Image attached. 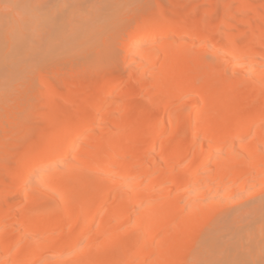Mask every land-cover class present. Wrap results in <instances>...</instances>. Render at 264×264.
<instances>
[{
	"label": "bare ground",
	"instance_id": "6f19581e",
	"mask_svg": "<svg viewBox=\"0 0 264 264\" xmlns=\"http://www.w3.org/2000/svg\"><path fill=\"white\" fill-rule=\"evenodd\" d=\"M41 1L39 0L40 4H32V0H0L1 8H9H7L8 11H4L5 13L1 11L2 9L0 10L1 84H4L1 81V75L5 71L11 70L12 72L23 58L25 61L27 57L32 55L34 57L36 53L38 55L39 51V54H45L56 44L62 49L61 54H65L72 45L80 40L86 30L98 24L97 20L102 23L103 18L99 19L107 10H110V6L119 7L122 3V0H110L109 2L108 0H90L96 1L92 3L89 0H50L47 3L45 0H43L44 3ZM1 4L3 5L1 6ZM124 4L127 2L122 5ZM242 4L244 6L243 2ZM10 8L17 10L11 13L12 16H15L14 18L11 16L13 19L7 18L6 11L9 12ZM243 16L242 13L240 17L243 18ZM253 18L264 23V15L257 11H253ZM253 20L246 19V24L252 30L258 27ZM174 21L171 24L168 22L169 25L167 22L163 24L162 21H159L160 23L157 22L155 25L152 19H146L142 26L143 29H139L138 35L132 37L133 41L130 42L131 40L126 39L128 46H125V42L123 43L126 52L129 51V56L124 58L125 54L122 57L124 60H136L131 66V72L159 59L162 61L160 68L155 69L153 74L151 72L154 88L157 91L155 94L152 93V90L147 93L146 97L151 99V103L147 107L148 110H156L155 112L158 110L160 114L162 111L159 110L160 107H157L160 102L168 105L169 101L183 93H193L188 97L190 98L189 106L186 104L188 107H184V104V106H173L169 111L167 110L171 119L169 118L170 122L168 125L166 124V127L172 130L176 129L169 135L170 138L175 139L176 144L174 146L170 144V139L162 140L163 115L162 118L152 120L147 125L144 124L140 130L133 132H129L130 129L127 130L129 133L126 137H123L121 132L120 134L117 132V134L114 131L111 136L110 134L107 137L104 136L105 138L102 139L104 143L98 142V137L94 134L95 132H92L93 134L86 136L74 156L67 159L70 158V153L77 146L79 140L84 137L85 132L95 125L96 117L92 114L81 115L80 120L78 119L79 122L72 128L69 126L72 121L66 123L61 121L58 115L53 116L55 117L53 119L61 123L59 125L56 122L58 125L57 134L46 138L45 144L41 143V146H38V150L41 151L40 158L36 162L38 165L29 169L22 178L20 177V180L17 176L16 180L18 179L19 183H17L18 180L14 182V179V184H17L15 190H6L8 205L10 202L16 201L15 195L20 193L28 183L32 182V187L37 188L34 195L25 194L28 209L22 211L20 219L17 217L7 222L10 226L8 230L4 224V217L8 215L7 207L10 206L0 210V238L3 243L0 244V264H140L141 260H145L146 262L143 261L145 264H264V30L260 32L261 34L259 33L260 37L258 34L254 35L256 39L253 38L254 36H250L251 38L247 40L248 43L246 41V44L242 45L240 49H236L238 51L234 48H226L223 45L224 37H221L222 55L225 56V59L228 58L229 61H227L230 63L228 71H221L212 63L213 61H209L203 51L199 50L194 53L195 51L192 52L193 47L186 43L160 45L157 42L159 46L149 43L152 39L171 33V30L175 32L174 34L180 33L182 23L179 24L178 21L176 24ZM172 23L176 25H172ZM107 24H104L106 29L109 26ZM193 24L195 23L189 27H194ZM179 27H181L180 30ZM37 32L41 33L39 37L36 35ZM207 32L209 35L212 30L209 31L208 28ZM205 35L207 34L205 33ZM98 37L96 40H99ZM85 38L88 37L85 36ZM252 38L256 42L258 38L259 46L257 48H252L254 47V43L251 42ZM90 42L93 41L90 40ZM36 61L40 60L36 59ZM26 64L28 63L26 62ZM236 72L241 74L238 75ZM105 85L107 84L102 83L100 86L106 91L115 86L113 84L112 86ZM248 93L250 100L245 97V94ZM125 98L128 100V95ZM257 99H260L259 102ZM47 101L49 103V99ZM110 102L112 103V101ZM113 102L112 106L123 108L120 107L121 101ZM164 107L167 108V106ZM110 120L115 121L116 117ZM129 120L126 118L124 124L130 123ZM140 123H144V121ZM253 125L258 126L251 138L250 130ZM166 127L165 129H167ZM202 131H206L207 135L200 138L199 135ZM242 138L244 140L248 138V143L243 142L245 146L237 148ZM2 140L0 143L4 144L6 141ZM158 144H160V149H158L163 155L164 163L149 172L148 161L154 156ZM188 152L193 153V161H190L191 167L186 174H182L183 176L180 177L169 176L167 168L172 164V161L183 160ZM124 156H128V158L119 159ZM239 162H242V167L231 177V174L237 170ZM184 166L186 167V165ZM45 167L53 169L47 173L49 175L44 180L39 178L33 181L38 172ZM252 168L256 169L255 177L247 180L241 178V181L238 182V177L244 171ZM213 169H215L214 176L221 179L220 181L229 182L228 179H232V185H238V188L251 186V189H258V192H261V197L259 195L260 198L254 199V202L251 200L252 203L236 207L223 215L221 224L216 221L218 225L210 229L212 237L210 243L202 248L190 263L188 258L191 233L193 234V231L198 229L202 223L210 221L218 210L219 204L223 203V198L219 195L220 192H223L220 187L222 183L215 187L208 186L206 183L210 182V179L212 180ZM92 170L103 178L110 177L111 172L115 170L110 178L118 181L116 184L105 181L99 184L90 181L84 182L82 177L84 174L93 173ZM199 170L208 172L202 175L208 179L205 180L206 184L197 178ZM14 172H12L13 175H15ZM90 178L85 177L86 180ZM167 179L170 184L166 185L169 187L172 185L185 186L187 202L189 201L191 204L188 205L187 202L182 204V200L185 198L181 200L178 196L169 197V192L167 193L168 190L165 188V196L160 195L161 185ZM2 184L4 183L2 182ZM229 184L226 183V186H232ZM7 186L10 187V185ZM216 186L218 187L217 191L213 189ZM112 190L115 191L113 196H111ZM215 191L219 194L215 195ZM4 193H6L5 190L0 191V195ZM209 194L214 196L208 197ZM199 196L202 198L200 201H198ZM223 196L227 195L223 194ZM111 198V202L106 205V210L100 213L102 206ZM207 198L210 199L207 200ZM93 209L97 211L89 217L87 214ZM65 211H70L69 215L68 212L66 216L63 215ZM18 214L20 215V213ZM245 221L248 222L243 226L242 223ZM14 226H17V236H13L14 239H12L11 235H14V232L11 233V229ZM88 232H93V235L87 236ZM101 235L104 236V239L97 243L96 237ZM227 237H230L231 240L234 238L231 247L228 246L231 244ZM224 238L229 243H224L226 242ZM247 239H250L251 244H247ZM245 246L250 248V251L247 248L242 250L250 252H246L247 255L249 254V256L246 255L249 257L248 259H243L244 257L241 255L243 252L237 253L241 250L239 248ZM127 247L134 249L132 256L130 255L131 257L128 259L129 252L126 253L127 255L125 254L126 256L122 255L128 249ZM225 248H227V252L224 251ZM216 251V256L219 257H216L217 260L214 257ZM112 252L115 253L113 262L111 258V261L109 260V254ZM226 258H229L228 261Z\"/></svg>",
	"mask_w": 264,
	"mask_h": 264
},
{
	"label": "rangeland",
	"instance_id": "374dc122",
	"mask_svg": "<svg viewBox=\"0 0 264 264\" xmlns=\"http://www.w3.org/2000/svg\"><path fill=\"white\" fill-rule=\"evenodd\" d=\"M48 1L50 0H45L46 3ZM96 1H90V3L96 2ZM109 1L110 0H108V2ZM121 2L122 3L120 4V6H123V7L119 6L120 7L119 8L118 6L117 7L110 6V10H107V12L103 14L104 16L102 15V17L99 19V20H102L103 18L102 23L101 21L97 20L98 24L93 25L91 26L92 28L90 27L88 30H86L85 33L81 36L80 40L74 45H72V47L69 48V50L67 49L68 51H66L65 54H61L62 49L60 48V46H57L56 44L55 47L57 49L53 47L51 48L52 50L50 49V51L45 52V54H41V53L39 54L40 52L39 51L38 55L36 53L34 57L32 55L31 57L25 58V61L27 59L26 62L28 64H26L23 58L21 62H19L14 68L15 71L14 70L12 72L11 70L7 72L5 71L3 75H1V79H2L1 81L4 84L0 83V142L2 139H4V141L6 142L4 144L0 143V151H1L0 152V191L5 190L6 193L0 195L1 196L0 197V210L5 209L8 205L10 206V207H7L8 209V215H6L7 217L6 216L4 217V224L7 230L10 228L7 222L17 217L20 219L22 211L24 212L25 210L28 209V203L25 200L26 198L25 194L27 193V194L34 195L36 193L37 188L35 186L32 187L31 185L32 182L28 183L24 187V189L21 190L20 193H17V195H15L16 201H12L8 205L6 203V197L8 196L7 191L15 190L17 184L15 185L14 182H16L18 179L20 180L22 176L25 175L29 171V169L31 170V168H33L37 164L36 162L40 158L39 153L41 152L40 150H38V146L39 145L41 146V143L42 145L45 144L46 138L57 134L56 129H58V125H57L58 121L53 119L55 118L53 116L58 115V118L61 121L66 122V123L67 121H70V122L72 121L71 124L75 122L76 120V122L73 123L72 126L68 122L70 124L68 125L72 128L73 126H76L77 122H79L80 120L79 117H81V115L92 114L96 117L95 125L91 129L89 128L85 132L84 137L79 140L77 146L70 153V156H69L70 158H67V159H71L74 156V154L78 151L80 144L83 143L86 136L88 137V135L93 134L92 132H95L94 134L98 137V142L104 143L102 140L103 138H105L104 136L107 137V135L109 136V134L111 136L112 134L117 133V132L120 134L121 132V135L123 137H126V135H128L129 132H133L135 130L137 131L138 129L140 130L144 124L147 125V123L149 122L151 123L152 120L155 121V119L157 120V118L158 119L162 118L163 115H164V120H163L164 130L162 131L163 133L162 140L164 139V141H166L165 139H170L169 140V142L171 141L170 144H173V146L176 144L175 139L169 137V135L175 132L176 129L172 130L171 128L166 127V124L168 125L171 119L168 116L169 114L168 111L171 108H173V106L174 107L179 106V105L184 106L185 104L184 107H186L187 106L186 104H188V102L190 103L189 101L190 98L188 97L192 96L193 93H183L179 95L178 97H175L174 100L169 101L168 105H164L165 103L160 102L158 104L159 106H157V107H160L159 110L162 111L160 112V114L158 113V110L157 112H155L156 110L150 111L148 110L147 107L149 103H151V99L150 97L149 98L146 97L147 93L152 90V93L155 94L157 91V89L154 88L155 85L151 78V72L153 74L155 72L154 71L155 69L158 70V68H160V65L162 62L161 59H159L160 61L158 60L152 64L141 67L140 69L134 72H131L130 69H131L132 64L136 60L135 61H132V60L129 61L128 59L124 60V58H127V56H129V51L126 52L127 50L124 49L125 46H128L127 45L128 42L126 39H129L128 41L131 40L130 42H132L133 41L132 37L134 38L135 36L138 35L139 29L140 30L143 29L142 26L145 24L146 19L148 18L152 19V22L153 24L155 23V25L159 21L160 22L162 21L163 24L166 22L167 23L170 22L171 24V22H173L174 20H175L174 23L176 22L177 24L179 21V24L182 23L183 25V26L181 25L182 30H180L181 27L178 28L180 30V33L176 32V34H174L175 32L171 30V33L167 35H163L162 36L163 38L159 36L157 39H152V41H149L150 44L159 46V44L161 45L164 43L166 44L170 43L171 45L173 43H174L173 45L175 44L180 45V44L186 43L187 45H190L191 47H193L192 52L195 51L194 53L198 52L199 50H201V52L203 51L204 52L203 54L204 55L206 54L205 56L209 59V61L210 62L213 61L212 63H214V65H216L217 68H220L221 71L227 70L230 64L228 62L229 59L228 58L225 59V56L222 55L223 53H222V48L220 45L221 37H224L223 45L226 48L228 49L234 48V50H236L238 48L240 49L242 45L246 44L245 42L249 38H251L250 36H254V35L256 36L257 34L259 36L261 34L260 32L264 30V23H261L256 18H253L254 20L252 19L253 11L254 12L257 11L259 12V14L264 15V0H211V1L209 0H130V1L122 0ZM126 2L127 4L122 5L123 3H126ZM242 2L244 3V6H242L243 5ZM33 3L40 4L39 0H32V4ZM41 3H44L43 0L41 1ZM2 5L3 4H1V6ZM88 5L90 4L88 3ZM7 8L4 9L0 7V10L2 9L1 10L2 12H4L5 10L8 11L9 8L8 9ZM11 8L9 12L6 11L8 15L7 18L12 16L11 15L12 12L17 11V10L16 11L12 10ZM244 8H248V9L245 10ZM111 10L113 11L111 12ZM117 10L118 12H116ZM242 13L244 14L243 18L240 17ZM116 14H119V15H116ZM12 17L14 18L15 16L13 15ZM249 17L251 18V20H253L254 23H257L258 25V27L255 28L254 30L250 29V27L246 24V19H250ZM104 19H106L107 21H105ZM109 19L112 22V24L109 21ZM174 23H172V25H176ZM192 23H195L193 24L194 27L193 26L189 27ZM99 24L100 25L107 24L109 26H107V29H106V25L102 27ZM96 26L97 27L99 26V27L97 28ZM208 28H209V31L212 30V32H209L210 33L209 35L207 32ZM96 29H98L101 32L97 30L95 33ZM136 31H137V34H135ZM205 33L208 36L205 35ZM40 34H41L40 32H37L36 33L37 37H39ZM85 36L88 38H85ZM89 36L92 38H90ZM97 36H99L98 37L99 40H96ZM255 36L253 38L256 39ZM192 37L195 39H193ZM182 38L183 39L187 38L185 40L186 42ZM89 39L93 42H90ZM255 39L251 41L254 43V44L251 43L254 46L252 48H257L259 46L258 38H257V42L254 41ZM157 42L159 44H157ZM231 42H233L234 44ZM123 43L125 44V46ZM125 54L126 56H124ZM52 56L55 58H49ZM122 56H124V58ZM43 57H45L46 59H42ZM36 59H39L40 61H36ZM29 62H32L33 64H30ZM21 63H24V64H21ZM239 72H236V73L240 75L241 73ZM141 75H142V78H141ZM102 83L110 85V86H112L113 84L115 86H113L114 87L113 89H107L106 91L104 88L100 86L102 85ZM127 95L129 97L127 98L128 100H126L125 98ZM248 95L250 94L249 93L247 95L245 94V97L248 98V100H250ZM50 96H53L54 98ZM242 96H244V94H242ZM154 98H157V97H154ZM48 99H49V103L47 101ZM86 99L88 100L86 101ZM123 99H125L126 101ZM258 100L260 99H257V101ZM110 101H112V103ZM113 101L115 102L121 101V103L119 102L121 104L120 107H123V108L112 106L114 103ZM164 106H167V108ZM114 117H116L117 121L110 120L111 118H114ZM126 118L127 120L130 119L129 120L130 123H128L129 125L124 124V120ZM141 121L142 122L144 121V123H140ZM60 123L61 122L59 121L58 124L60 125ZM63 124L64 126L67 127L65 123ZM257 126L258 125H253V127L251 128L250 130L251 138L254 136L253 134L255 133L256 131L255 129H257ZM165 127L167 129H165ZM129 129L130 131L128 132L127 130ZM206 135H207L206 131H202L199 137L203 138ZM248 138L247 140L246 139L244 140L243 138L242 140L240 139L241 141L238 144L237 148L239 146L240 147L243 145L245 146L243 142L248 143ZM159 145L160 144L157 145L154 156H152V158H150V160L148 161L149 172H151L150 170H153V169L155 170L156 168H158L164 163L163 162L164 159L162 158L163 155L160 153V150H159L160 149ZM192 154L193 153L188 152V155L185 156L183 160L180 159V160L172 161V164L169 166L170 168L169 167L167 168L168 169L167 172L169 176L171 177L179 176L180 177L186 174L189 167H191L190 161H193ZM124 157L123 158L120 157L119 159L125 160L128 158V156H124ZM184 165H186V167ZM241 165H242V162H239L236 168L237 170L231 174V177L234 176V174L237 171H239V169L242 167ZM52 169H49L46 167L44 169H41V171L38 172V174L33 178V181L38 180L39 178L44 180L49 175L47 173L52 171ZM94 170H92L93 173H90V175L84 174L86 178L91 177L90 179H87L88 180L87 181L85 177L83 176L82 179H84L83 180L84 182L90 181L95 184L103 183L104 181L110 182L111 184L117 183L116 181L118 180H113L114 178H110L111 175L114 174L115 170L113 171L111 170L112 171L111 175H109L110 177H107V178L106 177L103 178L97 173H94ZM206 170L205 171L201 170V172L199 170L197 172L198 174L197 178L200 179L202 183L204 181L203 184L207 183L208 186L213 185V187H215V185L219 186V184L222 183L220 186L223 191L222 193L220 192L219 194L218 192H216L218 188L217 186L216 188H213V187L212 188L214 190L216 189L215 195L219 194L222 196L223 203L222 204L220 203L219 204L220 206L218 205L219 208L217 207L218 210L216 211L214 217H212L210 221H207V223L206 222L202 223L200 226H198V229L196 228L193 231V234L191 233L190 241H189V250H190V254L188 258L189 262L190 261L192 262L193 258H195V256L201 251V249L206 247L210 243V240L212 238L210 229L211 227L218 225V223L219 224L222 223L221 220L224 217L223 215L236 209V207L238 208L239 206L252 203V201L254 202L261 193V192H258V189H254V188L251 189V186H248V188L245 187L246 190L245 188H238L237 187L238 185L233 186L232 181H231L232 179L231 180L228 179L229 182L225 181L228 184L230 183L229 185H232V186H229V187L226 186V183L223 182V180L220 181L221 179H217V177L214 176L213 173H215V169L212 170V175H213L212 180L210 179V182L208 181L206 182L205 180H208V179L202 176L204 175L205 172L208 173ZM252 170L254 171L251 172ZM12 172H14L15 175H13ZM255 173H256V169L254 168L244 171L241 174L242 177L241 176L238 177L237 180L239 182L241 181V178H244L242 180H247L248 178L251 179L252 177H255ZM17 176H18V179L16 180ZM19 180L17 183H19ZM168 180L169 179H167L166 182L163 185H161L162 191L160 192V195H162V197L165 196L166 194L165 190H168L167 193L169 192L168 193L169 195L168 194L167 195L169 197L173 198L174 196H178L181 198V200L182 198H185L184 200L186 201L182 200V204L184 203L186 204L188 197L185 193V189H186L185 186L180 185V187L179 186L177 187L176 185H172L169 187V185H166V184H170ZM2 182L6 186L10 185V187L9 186L6 187L4 184H2ZM81 183L84 185L82 181ZM181 186H184V187H181ZM225 187H228V188H225ZM211 191L213 190L211 189ZM254 191H257V192H254ZM111 193H113L111 195L113 196L115 191L112 190ZM212 194H209L208 197L212 196ZM223 194L227 196L224 197ZM201 199H202L201 197L198 198V201H200ZM208 199L210 198H207V200ZM111 200L112 198L110 199V201H107V203L104 206H102L103 208H101L100 213L106 210L105 209L106 205L110 203ZM187 203L188 205L191 204L189 203V201ZM96 211L95 209H93V211L91 210L87 215L91 217L92 215L96 213ZM69 212L70 211H65L63 215L66 216V213L69 215ZM18 213H20V215ZM245 222L242 223L243 226L244 224H247L248 221H245ZM16 227L17 226H14L12 227L13 230L11 229V233L14 232V235H11L12 239H14L13 236L15 235L17 236ZM89 235L90 236L93 235V232H88L87 236ZM102 239H104L103 235L97 236L96 242L97 243L101 242ZM228 239H230V237ZM233 240L231 239L229 240L231 245H228V246L230 247L232 246L234 242ZM224 241H226V238H224ZM227 242L228 241L224 243H227ZM0 244H3L1 241V238H0ZM247 244L248 245L251 244L250 239H247ZM245 248H247L248 250L250 249L249 246H245L244 248H239L241 249L240 252H237V251L236 252L239 254L243 252L241 254L244 257L243 259H246V258L248 259L249 257L247 256H249V254L247 255L246 252H249L250 250L242 251ZM226 249L227 248H225L224 251L227 252L228 250ZM133 252H134L133 247H129L128 249H126L125 252L122 253V255L126 256L127 255L126 253H128L127 255L128 256L127 259H128L132 256ZM216 255H217V251L214 256L215 258L217 257ZM226 255L228 256L229 254H226ZM244 255L245 256L247 255V256L245 257ZM109 256H110L109 260L111 258L113 262L115 253L112 252L111 254H109ZM224 257L223 259H225ZM230 257L232 256L230 255ZM217 258L215 260H217ZM229 258H226V260L228 261ZM238 259H242V258H238ZM141 261L142 262H139L140 264H145L146 262L145 260H141Z\"/></svg>",
	"mask_w": 264,
	"mask_h": 264
}]
</instances>
